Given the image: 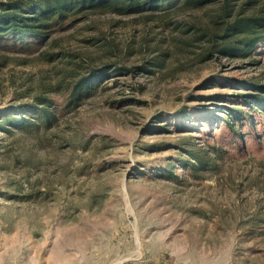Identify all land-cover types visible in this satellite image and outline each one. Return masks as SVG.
I'll list each match as a JSON object with an SVG mask.
<instances>
[{
    "label": "rangeland",
    "instance_id": "374dc122",
    "mask_svg": "<svg viewBox=\"0 0 264 264\" xmlns=\"http://www.w3.org/2000/svg\"><path fill=\"white\" fill-rule=\"evenodd\" d=\"M244 2L230 7L264 13ZM221 10L178 0L0 40V118L37 121L27 108L40 97L59 116L0 126V264H264V108L236 97L252 93L240 80L264 89V43L248 58L210 54ZM227 107L243 112L242 138L218 122ZM215 151V168H190Z\"/></svg>",
    "mask_w": 264,
    "mask_h": 264
},
{
    "label": "trees",
    "instance_id": "16d2710c",
    "mask_svg": "<svg viewBox=\"0 0 264 264\" xmlns=\"http://www.w3.org/2000/svg\"><path fill=\"white\" fill-rule=\"evenodd\" d=\"M175 1L178 0H34L32 3L24 0L0 1V40L18 41L30 38L40 39L42 42L47 40L52 32L61 28L73 16L92 12L138 13L146 9H156L166 3L169 5ZM183 1L186 5L193 4L198 7L204 6L205 3H221V15L213 21L215 27L209 40L210 54H219L226 58H248L264 43L263 11L261 13L253 12L249 15L244 14L243 9L234 12L230 5L239 0ZM244 4L252 8L257 5V0H245ZM203 35L207 34L204 33ZM55 54H50L49 57L53 58ZM120 70L131 72L130 69L125 68ZM105 72L103 70L98 74ZM94 75H97L95 71L91 77L80 79L72 87L71 98L66 105L67 107L81 100L85 94L90 92ZM238 85L252 92L236 95L243 104H253L252 108H264V89L260 84L254 81L240 80ZM219 98L217 95L210 96L214 102ZM27 110L34 114V119L37 121L25 117H19V119L13 115H2L0 118L1 128L9 130L5 127L8 125L22 131L40 129L41 127L49 129L59 117L54 103L44 97L38 98L36 103L30 105ZM221 112V115L217 117L219 118L218 122H222L236 138H242L241 133L237 130V122L244 118L241 109L227 107ZM218 154L216 151L208 152L205 155L195 153L193 158L196 163H193L190 168L195 172L215 168L217 163L214 159L212 160V156L216 158L219 156Z\"/></svg>",
    "mask_w": 264,
    "mask_h": 264
}]
</instances>
